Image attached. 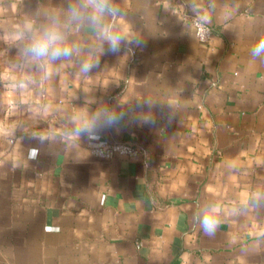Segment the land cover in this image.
I'll return each instance as SVG.
<instances>
[{
  "label": "crops",
  "instance_id": "0c3cea01",
  "mask_svg": "<svg viewBox=\"0 0 264 264\" xmlns=\"http://www.w3.org/2000/svg\"><path fill=\"white\" fill-rule=\"evenodd\" d=\"M68 2L0 0L13 121L0 132V264H264V53L251 54L264 0H112L119 53L88 26L70 37L94 48L87 74L85 55L47 66L21 53L25 23ZM101 141L141 153L98 158ZM206 204L220 207L214 237L194 221Z\"/></svg>",
  "mask_w": 264,
  "mask_h": 264
},
{
  "label": "clouds",
  "instance_id": "9594fccd",
  "mask_svg": "<svg viewBox=\"0 0 264 264\" xmlns=\"http://www.w3.org/2000/svg\"><path fill=\"white\" fill-rule=\"evenodd\" d=\"M119 12L120 9L112 3V0H69L66 8L46 13L42 23L34 24L31 21L25 23L24 32L20 37L24 40L21 53L29 61L47 66L59 60L85 55L86 58L80 61L79 71L87 74L94 67H99V60L93 62L91 59L93 47L90 46L88 52L84 53L81 45L70 39L73 29L83 26L92 28L101 43L107 42L108 52L119 53L124 36L113 32L105 23L106 17H115ZM134 42L140 43L139 40ZM261 53H264V38L260 39L251 51L254 57L260 56ZM97 120L105 126H111L118 122V117L104 112L97 116ZM149 122L154 123V121ZM78 131L87 132L88 126L79 128ZM32 153L34 157L36 150L33 149ZM219 212V205L206 204L194 217V221L206 236L216 235L220 225Z\"/></svg>",
  "mask_w": 264,
  "mask_h": 264
},
{
  "label": "built area",
  "instance_id": "2783aa9c",
  "mask_svg": "<svg viewBox=\"0 0 264 264\" xmlns=\"http://www.w3.org/2000/svg\"><path fill=\"white\" fill-rule=\"evenodd\" d=\"M191 24L194 29L195 36L200 42L207 43L212 36L210 26L198 18H192ZM91 153L102 159H111L116 156L136 157L141 151L138 147L128 142L119 141H101L91 149Z\"/></svg>",
  "mask_w": 264,
  "mask_h": 264
},
{
  "label": "rangeland",
  "instance_id": "374dc122",
  "mask_svg": "<svg viewBox=\"0 0 264 264\" xmlns=\"http://www.w3.org/2000/svg\"><path fill=\"white\" fill-rule=\"evenodd\" d=\"M2 55L3 49L0 47V132H2L5 127L8 131H10V127L13 122L10 119H5V116L7 115V109L11 105V97L7 96L6 91H4L6 65L3 63Z\"/></svg>",
  "mask_w": 264,
  "mask_h": 264
}]
</instances>
